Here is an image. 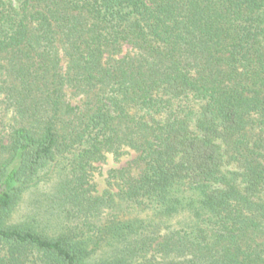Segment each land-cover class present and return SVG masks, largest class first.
<instances>
[{
	"label": "trees",
	"instance_id": "1",
	"mask_svg": "<svg viewBox=\"0 0 264 264\" xmlns=\"http://www.w3.org/2000/svg\"><path fill=\"white\" fill-rule=\"evenodd\" d=\"M0 264H264V0H0Z\"/></svg>",
	"mask_w": 264,
	"mask_h": 264
},
{
	"label": "rangeland",
	"instance_id": "2",
	"mask_svg": "<svg viewBox=\"0 0 264 264\" xmlns=\"http://www.w3.org/2000/svg\"><path fill=\"white\" fill-rule=\"evenodd\" d=\"M136 152L130 150L129 153L123 155L121 158L116 159L112 154H109L105 162L97 163L98 168L94 174V181L97 183L98 190L102 192L108 187L107 176L111 168H121L125 166L130 160L136 156Z\"/></svg>",
	"mask_w": 264,
	"mask_h": 264
}]
</instances>
